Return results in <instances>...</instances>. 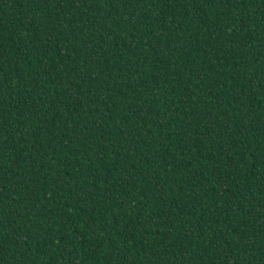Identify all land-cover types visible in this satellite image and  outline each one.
Masks as SVG:
<instances>
[{
    "label": "trees",
    "instance_id": "trees-1",
    "mask_svg": "<svg viewBox=\"0 0 264 264\" xmlns=\"http://www.w3.org/2000/svg\"><path fill=\"white\" fill-rule=\"evenodd\" d=\"M0 264H264V0H0Z\"/></svg>",
    "mask_w": 264,
    "mask_h": 264
}]
</instances>
